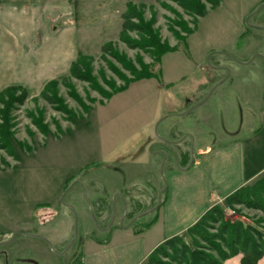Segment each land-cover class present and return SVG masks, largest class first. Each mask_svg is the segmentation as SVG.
I'll return each mask as SVG.
<instances>
[{
	"label": "rangeland",
	"instance_id": "obj_1",
	"mask_svg": "<svg viewBox=\"0 0 264 264\" xmlns=\"http://www.w3.org/2000/svg\"><path fill=\"white\" fill-rule=\"evenodd\" d=\"M127 3L144 6L135 12H141L145 21L154 19L159 40L169 48L176 44L171 29L178 35L182 34L181 28L192 30L182 47L161 55L158 79L133 82L108 100L102 99L88 82L70 79L68 87L80 103L58 85L53 96L49 95L54 101L40 98L39 90L27 91L25 102L8 112L12 154L0 149V250L7 255L0 256V264H23L16 258L38 259V240L17 233L27 215L34 213L31 221L35 223V213L44 210L51 211V226L56 227L62 220L69 231L63 248L48 242L51 253L44 256L46 264H68L83 238H106L97 201L85 180L104 165L131 170L129 175L141 178L143 138L148 131L159 136L166 130L177 133L186 127L200 134L217 133L222 118L230 129L237 118L250 122L247 127L264 121V0H220L207 5L194 27L192 19L171 1L161 7L157 0H77L75 15L70 16L77 26V51L92 58L81 71L94 81L96 89L106 90L104 80L122 85L110 66L120 76H128L111 53L131 61L140 57L153 67L150 54L128 47L119 38ZM131 22L137 23L135 19ZM173 22L178 27H172ZM58 23L56 20L54 26ZM137 35L130 31L125 39L137 41ZM106 43H110V53L102 54L101 47ZM216 66L220 69L212 71ZM151 69L155 70V65ZM211 72L215 77H208ZM228 89L239 95L237 100L236 96L229 97L226 104L218 95ZM244 105L249 108L247 112L241 107ZM244 132L242 129L240 133L247 146V161L256 167L264 165V129ZM257 139L256 144L261 141V145L252 146ZM210 141L203 140L205 147L217 149L216 144L209 146ZM200 147L191 139V161L200 158ZM159 161L157 175L164 182L167 165L162 164L163 159ZM112 201L108 225L117 214ZM221 207L225 220L237 219L264 232L261 211L242 205L235 206V211L224 204ZM135 214L134 210L130 216ZM117 220L115 217L114 224ZM184 241L190 244L188 237ZM155 260V264H171L162 254Z\"/></svg>",
	"mask_w": 264,
	"mask_h": 264
},
{
	"label": "crops",
	"instance_id": "obj_2",
	"mask_svg": "<svg viewBox=\"0 0 264 264\" xmlns=\"http://www.w3.org/2000/svg\"><path fill=\"white\" fill-rule=\"evenodd\" d=\"M76 4L77 0H0V91L9 86H20L26 92L41 91L49 81L68 74L79 53L76 22L70 19L75 15ZM56 20L59 23L54 26ZM213 74L208 77H215ZM237 94L236 90L228 89L218 96L227 104L231 96L237 100ZM241 107L249 110L247 105ZM246 123L250 122L237 118L233 124L230 122L234 125L230 129L222 118L217 133L200 134L186 127L177 133L166 130L159 136L148 131L143 138L145 148L141 156L145 160L140 163L141 178L129 175L131 170L125 172V168L104 165L94 169L85 181L97 201L98 216L107 237L81 239L68 264H148L151 253L168 239L180 236L185 240L186 231L210 208L223 206L230 194L264 174V165L256 167L247 161V146L240 133L242 129L261 131L264 121L253 127H247ZM205 138H210L209 146L218 145L217 149L205 147ZM191 139L194 144H201L198 160L189 159ZM257 141L252 146L261 145ZM161 159L167 165L164 182L157 175ZM112 199L118 220L114 224V217L108 225ZM134 210L136 214L130 216ZM33 215L25 217L17 234L38 240L35 252L39 257L16 261L46 264L44 256L51 253L48 242L63 248L69 238L68 226L62 220L56 227L51 226V211L35 213V223L31 221ZM2 255L7 252L0 250ZM222 264H241V255ZM256 264H264V257Z\"/></svg>",
	"mask_w": 264,
	"mask_h": 264
},
{
	"label": "trees",
	"instance_id": "obj_3",
	"mask_svg": "<svg viewBox=\"0 0 264 264\" xmlns=\"http://www.w3.org/2000/svg\"><path fill=\"white\" fill-rule=\"evenodd\" d=\"M161 7H164L165 1H171L178 5L191 19L194 27L197 18L201 17L206 6H212L220 0H157ZM145 9L143 5H135L127 3L125 5L126 12L122 15V24L119 32V38L132 49L150 54L153 59L152 65H146L140 57L134 61L125 57L111 53V57L119 63L121 68L128 73V76H120V72L110 66L111 71L122 82L117 86L114 82L104 80L106 90L96 89L93 80L84 74L83 69L86 62L92 60L81 52L78 53L76 59L70 65L68 74L60 79L49 81L41 90L39 96L45 101H54L49 99V95L53 96L58 85L64 86L72 99L80 103L78 97L71 92L67 81L70 79L82 80L92 85L93 89L104 100H108L113 94L124 90L129 84L148 78L160 77V57L167 51L185 44V38L191 32L190 28H181V33L176 34L174 30H170L176 39V44L169 48L159 40V31L154 29V19L147 21L142 19L143 14L139 9ZM135 19L136 24L131 21ZM172 27H178L174 22ZM192 27V28H193ZM130 31L138 33L137 41L125 39V34ZM110 53V43H106L101 47V53ZM103 56V55H101ZM26 90L20 86H9L0 91V149L10 151L11 147V121L8 119V112L16 105H22L26 100ZM94 103L95 100H90ZM101 103V102H100ZM84 109V107H83ZM84 109V111H86ZM65 111V110H61ZM66 113V112H65ZM40 132L41 130L37 127ZM47 133L46 131L42 132ZM264 175V174H263ZM242 205L249 209H256L264 215V176L255 181L251 186L247 185L239 188L230 194L224 200V207L233 211L235 206ZM223 208L215 205L210 208L194 225H192L186 234L190 239V244L185 242L182 237L176 236L168 239L159 247H157L148 257V264H155V256L162 254L171 264H222L226 259L235 255H241V264H256L257 261L264 257V232L258 228L247 225L240 220L229 221L223 218ZM217 224L216 226L213 225ZM215 230V232H210Z\"/></svg>",
	"mask_w": 264,
	"mask_h": 264
},
{
	"label": "water",
	"instance_id": "obj_4",
	"mask_svg": "<svg viewBox=\"0 0 264 264\" xmlns=\"http://www.w3.org/2000/svg\"><path fill=\"white\" fill-rule=\"evenodd\" d=\"M257 27V26H256ZM257 28H260V27H257ZM163 155V157H165V155L164 154H162ZM174 156H175V158H176V161H178V156H177V154L174 152ZM138 217V216H137ZM137 217H135L133 220H135V219H137Z\"/></svg>",
	"mask_w": 264,
	"mask_h": 264
},
{
	"label": "flooded vegetation",
	"instance_id": "obj_5",
	"mask_svg": "<svg viewBox=\"0 0 264 264\" xmlns=\"http://www.w3.org/2000/svg\"><path fill=\"white\" fill-rule=\"evenodd\" d=\"M255 29H259V28H255ZM217 69H220V66H216L214 68H212V71H216ZM165 155V154H164ZM178 156V155H177Z\"/></svg>",
	"mask_w": 264,
	"mask_h": 264
}]
</instances>
